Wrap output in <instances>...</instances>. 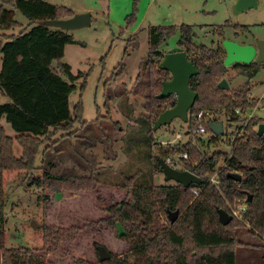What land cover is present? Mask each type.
Returning a JSON list of instances; mask_svg holds the SVG:
<instances>
[{
  "label": "trees",
  "instance_id": "16d2710c",
  "mask_svg": "<svg viewBox=\"0 0 264 264\" xmlns=\"http://www.w3.org/2000/svg\"><path fill=\"white\" fill-rule=\"evenodd\" d=\"M8 8L19 11L28 20L27 27L16 22L13 11ZM72 17L69 9L42 0H0V98L8 100L0 104V121L3 119L15 133L14 138L7 136L0 125V175L11 170L33 171L38 154L50 151L49 147L41 150L45 139L58 132L65 133L63 139H67L76 124H83L81 102L72 106L69 100L78 77L73 76L70 67L61 62L65 46L72 44L73 38L60 29L45 26L47 21ZM15 28L21 29L17 35L4 33ZM27 28L29 31H26ZM235 28L237 31L246 29ZM176 31V27H156L149 33V51L138 74V78L143 80L138 88L143 92L144 111L138 117L127 116L133 124L127 127L122 142L126 140L127 147L124 144L123 152L128 156L135 154L131 146L138 153L145 150L144 158L151 167V181L123 169H119L113 177L115 181L120 180L119 187L130 194L132 200L105 208L108 217L101 222L114 229L117 238L126 243L127 252L121 257L110 254L108 261L99 264H236L234 247L239 243L234 230L240 223L233 218L228 225H222L217 210H224L230 215L229 206L234 205L235 200L244 202L247 195H251L252 199L242 214L243 222L264 237V132L258 136L257 131L252 129L253 122L244 127L241 135L226 141L229 152L217 150L207 156L205 151H200L193 144L192 139L185 144L153 152V123L175 104L173 98H156L161 84L170 79L168 72L159 69L163 55L158 46ZM178 32V51H184L199 71L189 82L191 90L197 94L188 111L189 129L195 126L192 117L200 111L209 112L213 122H221L216 115L223 112L226 121L232 122L238 119L235 110L242 112L256 105V101L249 97V81L264 64L233 65L238 75L247 80L246 84L234 92L220 90L217 85L228 71L222 64L225 57L222 46L209 48L195 44L192 28L185 25H181ZM219 36L223 37L222 32ZM154 58L157 59L155 63ZM127 112V115L131 114L132 109L128 108ZM101 119L99 117L96 122ZM111 126L120 128L117 122H111ZM217 139V136L211 137L209 143H216ZM199 142L201 139L197 138L200 147ZM14 143L22 150L19 158L14 155ZM179 152L188 155L181 171L196 175L202 184L187 189L177 183L155 185L153 180L160 174L158 159ZM221 159L224 163L219 167ZM231 173L240 175L241 180L231 179ZM214 174L219 180L218 188L208 183L209 177ZM96 175L60 178L45 172L35 184L37 187L48 185L57 193L62 190L84 192L94 190L101 183ZM192 188L200 190L194 199L190 193ZM174 212H177V219L172 223L170 215ZM78 232L79 229L75 228L45 227V254H54L62 242L74 240ZM2 264L47 263L27 248H10L3 251Z\"/></svg>",
  "mask_w": 264,
  "mask_h": 264
},
{
  "label": "rangeland",
  "instance_id": "374dc122",
  "mask_svg": "<svg viewBox=\"0 0 264 264\" xmlns=\"http://www.w3.org/2000/svg\"><path fill=\"white\" fill-rule=\"evenodd\" d=\"M42 1L69 9L72 16L83 13L91 15L90 27L62 30L74 41L65 46L61 62L70 67L73 76L78 77L69 100L72 106L81 102L83 124H76L67 139H63L65 133L62 132L45 139L41 150L49 147L50 151L38 154L33 171L11 170L0 175V264L3 251L10 248H27L42 257L47 264H78L80 261L82 264H99L96 252L98 245L104 246L111 255L118 257L127 252L126 243L117 238L114 229L101 222L108 217L105 208L132 200V196L119 187L120 180L115 181L113 177L119 169H123L151 181V167L144 158L145 150L138 153L131 146L135 154L128 156L123 152L124 144L127 147L126 140L122 142L127 127L133 124L127 120V116L138 117L144 111L143 92L138 88L143 80L138 78V74L149 51L151 29H177L174 35L158 46L162 55L178 51V29L181 25L192 28L195 44H203L209 48H220L223 40L239 44L261 42L264 41V0H257V8L241 13L233 10L236 0ZM11 10L14 20L27 27L28 20L19 11ZM235 27L246 29L237 31ZM20 30L15 28L4 33L17 35ZM220 32L222 38L219 36ZM220 55H223V51ZM156 60L154 58V63ZM62 78L66 80L65 77ZM223 79L228 83L230 92L239 90L247 82L232 66L228 67ZM126 92L129 94H125ZM249 97L256 101V105L249 110H239L238 119L229 122L223 112L216 115L221 120L223 129L226 128L223 135L217 136L216 143H209V139L216 135L207 130L198 137L184 136L179 144L192 139L193 144L200 151H205L207 156L217 150L229 152L230 147L226 141L241 135L248 123H254L253 131H257L260 124L264 125V67L249 81ZM7 102L6 97L0 98V104ZM128 108L132 109L129 115ZM99 117L102 119L96 122ZM111 122L119 123L120 128H112ZM0 125L7 136L15 137V133L3 119ZM188 125V121L184 123L175 119L170 125L153 131V152L165 150L163 143L172 141L174 134L185 131ZM197 138L201 139V148L197 145ZM13 152L15 157L21 156L22 150L16 143L13 145ZM130 157L131 161L125 165ZM50 162L53 163L48 166ZM223 163L221 159L219 167ZM45 172L60 178L95 177L97 174L101 183L94 190L75 193L62 190L57 193L50 190L48 185L36 186L35 182L41 180ZM153 183L174 184L172 181L167 182L161 173L154 178ZM195 197L197 196L193 195L192 199ZM233 204L229 206L230 215L240 223H237L234 230L239 243L234 247L236 264H262L264 237H260L243 222L240 210L247 209L245 201L235 200ZM33 222L38 225L36 230L31 226ZM45 227L75 228L79 232L74 240L62 242L57 252L46 255ZM118 230L120 231L119 226Z\"/></svg>",
  "mask_w": 264,
  "mask_h": 264
},
{
  "label": "water",
  "instance_id": "95a60500",
  "mask_svg": "<svg viewBox=\"0 0 264 264\" xmlns=\"http://www.w3.org/2000/svg\"><path fill=\"white\" fill-rule=\"evenodd\" d=\"M257 8V0H236L233 10L235 13L245 12L250 9ZM91 25L90 13L76 14L72 18L65 20H54L45 22V26L71 31L82 28H88ZM221 46L225 51V57L222 62L223 66L228 68L233 65H249L256 62L261 65L264 64V41L255 42L253 44H239L232 40H223ZM159 69L170 74V79L161 84V91L156 96L157 99L173 98L175 104L172 108L162 112L153 123L152 130L156 131L161 126H167L173 120L178 119L182 122H187L188 111L192 108L197 94L191 90L189 86L190 80L198 75L197 67L188 60L184 51H176L164 54L159 63ZM217 88L220 90H228L229 85L226 80L222 79ZM261 116L262 113H261ZM207 128L216 136L223 135L224 129L221 122H209ZM264 132V125L260 124L257 129V135L262 136ZM159 171L164 175L167 182L172 181L181 185L183 188H189L192 185H201L202 180L196 175L188 171H180L168 166L164 159H158ZM230 178L235 181H240V175L231 173ZM251 195H247L246 204L251 202ZM218 219L222 225H228L233 217L224 210H217ZM170 221L173 223L177 219V212L171 213ZM33 229H37L36 223L31 224ZM99 262L108 261L111 258L110 253L104 246L98 245L96 247Z\"/></svg>",
  "mask_w": 264,
  "mask_h": 264
},
{
  "label": "built area",
  "instance_id": "2783aa9c",
  "mask_svg": "<svg viewBox=\"0 0 264 264\" xmlns=\"http://www.w3.org/2000/svg\"><path fill=\"white\" fill-rule=\"evenodd\" d=\"M235 113L238 114L239 110H235ZM211 119H212V115L209 112L200 111L198 114H196L192 117V122H193V124H195V126L193 128H190V129L187 128L185 131L176 132L174 134L172 141H170L169 143H163L164 147L165 148L170 147V146L173 147V146L179 144L181 138L184 136H188L189 138H192V137L194 138V137H197L199 135H202L203 133H205L208 130V128L206 127L207 126L206 124L211 122L210 121ZM187 159H188V155L186 152H179L175 155L169 154L168 156L165 157L164 161L171 168L181 171L183 161H185ZM208 183L212 184L216 188L219 187V180H218L216 174L209 177ZM190 191L195 196H197L200 192V190L197 188H192ZM245 210H246L245 208L241 209L240 215H242V213H244Z\"/></svg>",
  "mask_w": 264,
  "mask_h": 264
}]
</instances>
